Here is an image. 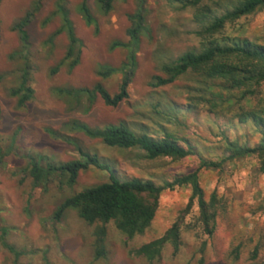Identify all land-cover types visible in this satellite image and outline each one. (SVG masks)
<instances>
[{
	"label": "rangeland",
	"instance_id": "obj_1",
	"mask_svg": "<svg viewBox=\"0 0 264 264\" xmlns=\"http://www.w3.org/2000/svg\"><path fill=\"white\" fill-rule=\"evenodd\" d=\"M38 1L0 0V264H264L262 160L253 155L199 169L204 161L222 162L229 155L227 142L250 147L260 143L262 135L253 122L241 123L238 117L249 111L264 117V82L226 90L223 81L190 71L169 85H149L154 76L167 78L164 66H172L187 52H199L206 40L198 33L206 22L239 0H202L185 9L168 0H115L107 14L97 0H41L27 27L28 53L23 52L14 26ZM84 1L94 18L91 24L81 12ZM137 13L144 20L129 98L113 108L99 94L92 102L83 96L81 103L60 94V90L92 91L100 84L111 95L119 92L123 74L103 79L99 71L119 69L128 62L126 49L111 46L129 41L128 30ZM69 29L78 43L75 55L66 59ZM224 37L264 45V8L228 23L208 39ZM26 66L33 96L19 107L10 90L19 87ZM244 91L247 97L242 98ZM73 122L93 128L124 123L158 140L173 138L193 153L180 160H151L139 149L111 148L73 131ZM77 147L84 154L97 155L121 180H151L162 187L198 171L207 212L214 215L212 233L202 221L199 199L189 185L166 189L157 197L142 196L156 204L155 217L143 234L133 238L113 222L89 225L75 209L55 222L54 213L66 199L108 182L110 174L91 167L69 186L60 177L35 183L24 170L31 159L43 166L78 160L82 153ZM174 225L178 240L164 244L153 261L136 254ZM102 227L106 236L100 244L96 232ZM2 228L9 231L5 241L20 255L3 245ZM99 248L105 250L104 257H97Z\"/></svg>",
	"mask_w": 264,
	"mask_h": 264
},
{
	"label": "trees",
	"instance_id": "obj_2",
	"mask_svg": "<svg viewBox=\"0 0 264 264\" xmlns=\"http://www.w3.org/2000/svg\"><path fill=\"white\" fill-rule=\"evenodd\" d=\"M39 0L32 11L27 14L14 26L18 33L21 48L23 52L29 50L30 37L27 27L33 20L35 13L40 8ZM115 0H97L100 9L105 13L111 12ZM170 3L179 4L181 8L195 6L202 0H168ZM264 8V0H239L231 9L222 15L215 16L207 21V27L198 35H203L206 42L202 49L190 51L178 58L172 66H164L163 71L167 78L154 76L150 82L152 88H159L175 82L177 79L190 71H201L204 78L211 81H223L225 89H247L248 87L264 82V45L252 42L248 39H232L224 37L221 40L208 39L209 35L221 32L228 23L239 20L242 17L255 14ZM62 12L59 7L58 12ZM85 20L88 24L94 22L90 10L85 1L81 7ZM65 18V14L63 13ZM206 16V14L204 15ZM210 19V18H208ZM143 15L137 13L132 17V26L128 30L129 41L127 43L115 42L111 49L124 48L128 52V62L121 68L111 67L102 68L99 75L103 79L110 78L116 73L123 74L120 90L116 95H111L107 89L97 85L92 91L88 89L81 90H60V94L72 98L77 103H81L83 96H88L89 101H94L95 94H99L104 103L109 107H118L129 98L128 88L131 81V74L137 65V49L140 44V36L143 30ZM68 25V23H67ZM70 45L66 59L75 55V48L78 40L75 38L73 31L69 29ZM76 61V60H75ZM23 69L21 83L18 88L11 89L12 97L18 98L19 107H24L32 99L33 89L29 86V70ZM209 88V82L206 83ZM248 94H249V90ZM242 98L247 97L244 91ZM252 94V92H251ZM221 98L220 95H216ZM241 123L252 121L254 127L262 135L260 143L254 147L239 145L237 142H227V152L229 155L222 162H202L199 169L217 168L225 161L242 159L250 156H258L262 160V169L264 170V117L260 112L249 111L241 114L239 117ZM72 130L82 133L88 138L101 140L106 146L122 150L139 149L145 153L146 158L154 160L158 158H172L180 160L189 157L193 152L180 146L177 140L167 137L158 140L147 133L136 132L124 123L107 125L102 128H93L82 122H73ZM64 138V137H63ZM66 141L77 145L74 140L65 138ZM77 149L82 153L78 160L69 161L62 164H47L43 166L39 161L31 159L29 166L24 170L33 179L35 183L48 182L53 177H60L63 183L72 186L75 184L78 175L93 167L110 174V180L106 183L85 189L80 193L66 199L54 213V221H60L69 209L78 211L79 217L87 224L93 225L102 223L104 225L113 222L116 228L133 238L135 235L143 234L151 225L156 212V204H149L143 200L144 195L157 197L166 189H175L176 187L191 186L194 197L199 199L202 208V221L205 224L208 233L210 230V221L214 218L207 212L206 204L203 200V190L198 181V171L179 176L173 182H167L164 186H157L151 180L139 178L130 180L119 179L110 165L101 161L97 155L84 154L81 148ZM1 158V156H0ZM192 202V201H191ZM3 245L14 255H20L17 251L5 241L8 234L7 228H2ZM96 235L98 243L102 244L106 236L104 227L100 228ZM179 230L174 225L167 234L153 241L152 243L142 246L136 254L144 256L149 261H153L161 251V248L169 241L178 240ZM176 244V243H175ZM97 257L101 258L106 255L103 248L96 251Z\"/></svg>",
	"mask_w": 264,
	"mask_h": 264
}]
</instances>
